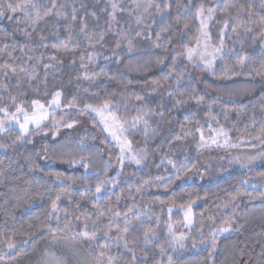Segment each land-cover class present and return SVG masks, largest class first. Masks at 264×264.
<instances>
[{"label":"trees","instance_id":"trees-1","mask_svg":"<svg viewBox=\"0 0 264 264\" xmlns=\"http://www.w3.org/2000/svg\"><path fill=\"white\" fill-rule=\"evenodd\" d=\"M148 1L151 10L139 23L127 5L119 4L112 32L107 0L38 1L41 15L45 6L51 14L20 33L12 18L0 21V109L13 114L22 107L31 113L32 101L48 107L57 92L61 104L39 130L23 138L14 129L0 132V262L30 256L54 232L81 246L92 264L97 258L108 264L109 256L116 258L114 264H264V166L207 185H181L201 157L200 133L223 130L234 145L264 144V0ZM0 2L7 9L9 2L20 0ZM201 4L230 6L227 13L218 9L209 27L212 45L222 40L226 47L213 72L190 64L183 54L200 36L195 12ZM90 36L95 49L89 48ZM93 53L99 61L89 79L85 68ZM193 97L203 100L197 103ZM106 100L125 125L147 113V124L127 133L132 152L144 157L140 165L121 164L119 149L100 123L81 112L85 105L102 107ZM4 115L0 112V122ZM82 118L87 124L67 131L66 124ZM51 131L65 132L52 139ZM81 157L82 162H68ZM99 181L105 183L97 195ZM190 207L194 221L187 229L180 211ZM109 209L120 216L112 217ZM125 214L131 221L127 233ZM110 217L108 239L103 233ZM170 224L177 226L176 234L188 235L185 249L171 244ZM148 229L155 236L136 248L132 261L115 237L128 241L132 233L139 238ZM213 241L216 248L210 253ZM105 242L109 247H103Z\"/></svg>","mask_w":264,"mask_h":264},{"label":"rangeland","instance_id":"rangeland-1","mask_svg":"<svg viewBox=\"0 0 264 264\" xmlns=\"http://www.w3.org/2000/svg\"><path fill=\"white\" fill-rule=\"evenodd\" d=\"M38 1H47V0H33V2L36 4H38ZM212 1L218 3V0H212ZM107 3L109 4V7L111 8L112 13L114 11L112 8V4L115 3L117 5L114 16L116 15V13H119L120 11L118 8L119 4L127 5V8H130V11L133 14L134 19L136 18L137 21L138 20L142 21L146 17V14L151 10V7H152V6L148 7V4L151 3L148 0H107ZM0 9H2L5 12V15L0 16V21H5V20H8V18L9 19L12 18L11 23L14 24L16 32L18 33H20L22 27H24L26 24H30V22L32 21V19L26 18L24 14L21 12H17L15 16H13V14L12 16H10L9 12L7 11L5 6L1 2H0ZM33 16H34V13H33ZM110 17H111L110 21L112 23L110 22L108 24V30H109L108 32L110 31L112 32L113 23L115 21V18H113L112 15H110ZM212 20L213 18L208 21V28H207L208 33H209V27H210ZM90 37H93V36H90ZM199 37H200V45L197 48V54L194 56L192 61L188 60V62L196 66L197 68H201L207 72H213L216 64L226 54V47L224 46V44L222 45L220 44L219 46H213L211 43V38L209 34V39L207 41L208 47H207V50H205L204 37L201 35V33ZM102 41H103V38L101 39V36H100L98 44L102 43ZM196 45L194 47H196ZM95 47H97L96 42L95 43H93L92 41L89 42V48L95 49ZM217 47L221 48V51L218 53H215V59L212 63V66L210 68H205L204 64L200 61V54L205 53L204 59L211 60L213 49ZM263 47H264V44H263ZM95 56H96V53H93L89 55V59L87 58L88 66L85 68V73L87 74L86 77H91L96 73L95 72V66H96L95 62H98L99 58L98 57L96 58ZM83 57L86 58V56H83ZM261 82L264 83V77L261 80ZM59 103H60V98H59ZM60 108H61V104L59 108H56L55 106H53V108L50 109V112L53 115L54 113L59 112ZM88 113L93 118H95L100 123L101 127L103 128V125L100 122V117L96 116L95 113H90V112ZM13 116H16L20 120V123H23L22 113L15 112L13 114L4 115L3 119L1 120V122L4 123V128L0 129V132L5 133L8 130L14 129L21 133L19 124H17L12 119ZM47 121H45L43 125ZM72 124H73V127L69 128V130L67 131H73L77 128L82 127L83 124H87V119L82 118L80 123H72ZM142 124L143 122L139 123L136 128H132L131 123L129 125H125L126 130L123 132L116 130V135L127 139V133L137 130ZM29 127L30 129H34L32 128L31 125ZM63 132L65 131H62V133L61 131H58V132L51 131L48 137L52 139H56L61 134L63 135ZM104 132L110 138V140L117 146V148L120 151L117 141L114 140L113 137L109 135L108 132L106 131ZM220 132L221 131L215 132L210 136H203L204 137L203 142L200 139L201 157L199 158V162L197 166L195 167V169L190 174L187 175V177L181 183V185H185V184L207 185V184L214 183L218 180H221L233 173H242V174L252 173L253 171L258 170L264 166V144H260L257 147H247V146L241 147L240 145H234L231 142L226 132L223 131L224 133H226V136L221 135ZM201 134L202 133H200V138H201ZM213 137L216 138L217 143H212ZM123 162H130L132 164H136L130 159V157L125 158ZM190 209H191L190 213L188 212L189 208L186 210L180 211L182 218H183L184 227L187 229H191L193 225V221H194L193 208L190 207ZM186 214L190 215V218H191L190 224L186 220ZM150 226H152L151 223L149 224V227ZM169 226H171L172 228L171 234L169 233V229H168V235H169V239H171V244L175 248H178L180 250L185 249L187 245V241H188V235L186 234L178 235L175 233L177 226H174L172 224H170ZM136 237H137V234L132 233L128 239V248L133 249L134 251L136 250L138 246L144 248L147 245L144 242L143 235H141L139 238H136ZM181 237H183L182 240L180 239ZM181 244L183 246H181ZM215 248L216 246L209 247V250H210L209 252L211 253L212 251L215 250ZM126 250L129 254L132 255V253L129 252L128 249ZM57 260L62 261L63 264H92V261H90L91 259L86 255V252L84 251V249H82L81 246L75 244L68 238H64L60 236L48 237L42 240L38 244L36 251L28 257H22L12 262H0V264H55V261ZM213 261L214 260L210 259L211 263ZM114 263H116V261Z\"/></svg>","mask_w":264,"mask_h":264},{"label":"snow or ice","instance_id":"snow-or-ice-1","mask_svg":"<svg viewBox=\"0 0 264 264\" xmlns=\"http://www.w3.org/2000/svg\"><path fill=\"white\" fill-rule=\"evenodd\" d=\"M192 0H188V3L191 4ZM151 3L148 4V7H151ZM40 5L36 4L33 2V0H20L19 3H12L9 2L7 4V11L10 13H17V12H21L24 14V16L26 18H30L32 19V22L35 24L37 23L40 19L43 18V16H47L49 14H51V9H47L45 6V11L43 12V15H41L40 12ZM53 8L56 7L55 3H53L52 5ZM159 5H157V8L159 9ZM168 6L165 5V8H167ZM229 7L230 6H224L223 8H220L219 5H217V7H209L207 9H205V7L203 6V4H201L199 7L196 8V12L195 15L197 17V19L199 20V31L201 33V35L204 37L205 40V50H207L208 44L207 41L209 39V33L207 31L208 28V21L211 20L214 16V14L216 13V11L219 9L220 11L227 13L229 11ZM112 8H113V13H111L110 15L113 16V18H115L114 13L115 10L117 8V5L115 3L112 4ZM123 10V9H121ZM147 10V9H145ZM239 11H243V9H239ZM34 13V16H33ZM5 15V12L0 9V16ZM57 15H60L59 13H57ZM250 15V13H249ZM72 19L75 20L76 17L75 15L72 16ZM139 23V20L137 21ZM262 26V31H264V22H262L261 24ZM188 25L185 24V28H187ZM228 27V22L225 21V28ZM250 30V29H249ZM26 31V30H25ZM81 31H83V28L81 29ZM232 31L235 32L236 28L233 27ZM27 34V32H26ZM137 35H139V33H137ZM103 38V35L101 34V39ZM159 38V37H157ZM43 40V37L41 38ZM87 39L89 40V42H91L92 37H87ZM197 40V45L196 47H185V51H184V55H186L187 59L189 61H192L194 56L197 54V48L200 45V37L196 38ZM71 41V37L68 38L67 41L64 42V44L62 45L63 48L67 49L69 47V42ZM223 44V41L221 40V45ZM43 47H47L46 44H42ZM7 47V45H6ZM54 48H56V45H53ZM117 47H119V43L117 44ZM128 48L129 50H131L132 48V41L128 40ZM221 51V48L217 47L213 49V53H212V59L211 60H205L204 59V55L205 53H201L200 54V61L204 64L205 68H210L212 66V63L215 59V53H218ZM29 59H32V57H28ZM53 59H55V57H53ZM175 63V61H174ZM7 67V65H6ZM240 67L243 68L244 64L243 61H241ZM13 71H15V69H13ZM21 71H24V69L22 68ZM89 79H91V77H88ZM179 77L177 79V83L179 84ZM169 95H172V93H169ZM59 98H60V93L57 92L55 93L51 103L48 105V107L46 108L44 104H41L39 101H32V105H33V111L31 112V114H29L28 112H26L22 107H17L16 112L17 113H22L23 114V123H20V120L16 117L13 116L12 119L19 124L20 126V130H21V137L23 138L24 135H27L30 132V125L32 126V128L39 130L41 128V126L43 125V123L45 121H47L50 118V115H52V113L50 112V109L53 108V106H55L56 108L60 107V103H59ZM194 99H196L197 103L201 102L203 100V97H193ZM137 100H141L142 97L137 96L136 97ZM182 101H178V103H180ZM67 107L72 108L75 107L74 104H69L67 105ZM262 108H264V105H262ZM0 112H4L5 115H7V110L6 109H0ZM81 112H90V113H95L96 116L100 117V122L103 125V131H106L109 133V135H111L113 137L114 140L117 141L118 146L120 148V156L118 157L120 163L122 164L123 161L125 160V158L130 157V159L135 162L137 165H140L141 160L144 158L143 156H139L138 154H133L132 152V147H131V143L126 139V138H122L121 136H117L116 135V130H119L121 132L125 131V124H127V121H124L123 123L120 122L119 118L115 115L114 111L111 110V101L110 100H106L103 104L102 107H93L92 105H85L83 109H81ZM147 115V113H143V114H138L136 117H133L132 123H131V127L132 128H136L137 125L141 122H143L145 125L147 124V120L145 119V116ZM66 127H73L72 123H68L65 125ZM4 128V123L0 122V129ZM197 131H200V129H197ZM221 135H225L226 133L223 132V130H221L220 132ZM204 137L203 134H201V141L203 142ZM212 143H217V140L215 137L212 138ZM2 147V146H0ZM83 157H81L80 161H77L75 159H69V163L70 164H75L78 162H82L83 161ZM171 163V161H170ZM85 167V170H88V165L84 164L83 165ZM107 167V165H106ZM173 167H175V165H173ZM177 171H179V169H177ZM57 179H59V174H57ZM156 179H161L160 177H157ZM148 181H144V183H147ZM105 183V181H99L98 185L96 187V194L99 195V193L101 192V185H103ZM57 200L60 199V196L57 195L56 197ZM95 207V205H94ZM53 210H56V204L55 202H53ZM109 211L111 212L112 217H119L120 213L117 211H112V209H109ZM129 211H131V209H129ZM191 209L189 208L188 212L190 213ZM186 220L187 222L190 224L191 223V218L190 215L186 214ZM125 227L123 229L124 233H127L128 231V224L131 223V221H129L127 219V214H125ZM85 228H87V224H85ZM117 228H119V225H117ZM222 230H227V229H222ZM49 231L52 232V229L49 228ZM112 231V227H111V217H110V224H109V228L107 231H105L103 234L105 237H107L108 239H111L112 237H110L109 233ZM169 233H172V228L171 226H169ZM53 236H55V233H52ZM86 234V233H85ZM97 235V233L93 232L92 236L93 238H95ZM144 236V242L145 244L149 243L150 240L155 236V232L152 229H148L147 231H145L143 233ZM115 239L117 241H123V246L128 249L129 252L132 253V261L136 260V255L133 249L128 248V241L127 239L124 238V236L121 235H117L115 237ZM181 240L183 239V237L180 238ZM15 245L13 242L9 241L8 242V248L11 249L13 248ZM181 246H183L181 244ZM103 247L107 248L109 247V244L107 242H105V244L103 245ZM213 247H215V241H213ZM87 248L89 251H92V245L89 244L87 245ZM101 257L104 256V253L101 252ZM115 257H111L109 256L108 258V264H114L115 262ZM55 264H63L62 261H55ZM97 264H102V260L100 258H97Z\"/></svg>","mask_w":264,"mask_h":264}]
</instances>
